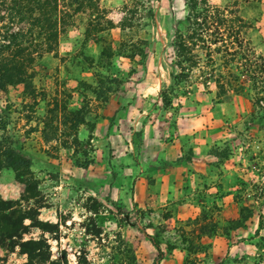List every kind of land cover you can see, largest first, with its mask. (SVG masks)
I'll return each instance as SVG.
<instances>
[{"label": "rangeland", "instance_id": "obj_1", "mask_svg": "<svg viewBox=\"0 0 264 264\" xmlns=\"http://www.w3.org/2000/svg\"><path fill=\"white\" fill-rule=\"evenodd\" d=\"M188 1L86 0L0 82V264H264V0H204L240 47L172 71Z\"/></svg>", "mask_w": 264, "mask_h": 264}, {"label": "trees", "instance_id": "obj_2", "mask_svg": "<svg viewBox=\"0 0 264 264\" xmlns=\"http://www.w3.org/2000/svg\"><path fill=\"white\" fill-rule=\"evenodd\" d=\"M86 0H0V82L4 85L15 86L24 84L27 75L25 66L33 62V57L40 54L54 51L57 39L65 29L71 25L72 18L77 14ZM192 14L190 23V34L179 33L173 42V54L177 59L173 67H180V71L186 67L195 65L196 58L193 49L196 44L209 47L207 44L219 43L218 51L223 54H234L235 49L231 44L240 47L238 32L233 30L230 33L220 30V27L227 22L226 16L218 9L213 8L208 12L204 0H200V7L197 8V0H189ZM198 9V10H197ZM212 22L215 23L214 38L209 40L208 28ZM194 26V28H193ZM15 28V30L13 29ZM216 33V34H215ZM232 34V35H231ZM216 35V36H215ZM233 41H229L230 37ZM228 44L231 46L228 47ZM2 54H11L3 56ZM29 76V77H28ZM179 77V74H178ZM11 152H4V160L7 161L6 167L24 164V160L19 157L9 159ZM2 154V153H0ZM0 155V156H3ZM20 218L14 214L10 207L0 200V237H14L18 239ZM35 246L30 241L18 244L21 254H26L27 263L36 259L40 260L39 255L30 254L27 246ZM26 263V264H27Z\"/></svg>", "mask_w": 264, "mask_h": 264}]
</instances>
